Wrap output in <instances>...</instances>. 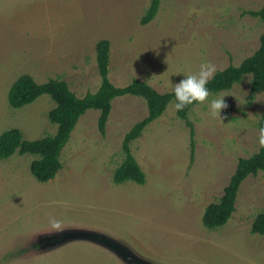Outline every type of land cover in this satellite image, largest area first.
<instances>
[{"label": "rangeland", "instance_id": "1", "mask_svg": "<svg viewBox=\"0 0 264 264\" xmlns=\"http://www.w3.org/2000/svg\"><path fill=\"white\" fill-rule=\"evenodd\" d=\"M18 2L0 0V135L17 129L29 141L55 134L48 119L55 105L44 95L11 108L8 92L21 75L39 84L61 78L80 98L95 93L101 83L95 46L106 40L108 79L115 87L136 79L170 93L169 80L178 83L202 62L214 64L217 72L239 66L259 49L264 30L247 14L259 11L264 0H161L146 26L140 21L151 0H78L73 27L45 15L31 29L29 19L22 29L12 25L27 12ZM250 80L246 76L229 91L209 94L191 109L192 163L189 129L170 103L131 145L144 185L113 183L125 135L148 115L146 102L129 95L112 102L104 135L98 111L81 117L62 151V169L49 182L31 175L33 155L0 159V264H129L101 239L145 264H264V237L251 233L255 217L264 213L263 172L241 184L224 227L208 230L202 223L239 159L260 148L264 96H250ZM223 95L227 108L221 121L210 115L209 101ZM51 218L64 229L52 231Z\"/></svg>", "mask_w": 264, "mask_h": 264}, {"label": "trees", "instance_id": "2", "mask_svg": "<svg viewBox=\"0 0 264 264\" xmlns=\"http://www.w3.org/2000/svg\"><path fill=\"white\" fill-rule=\"evenodd\" d=\"M161 6V0H151L148 9L140 23L148 25L157 16ZM252 18H257L264 26V4L257 12L247 13ZM96 64L100 86L95 93H87L83 97H77L70 91L67 83L61 78L49 79L46 83L39 84L27 75H21L10 87L8 103L13 109H21L35 102L41 96H48L55 107L49 112L48 119L56 126L53 136H47L37 140H25L17 129L8 130L0 135V159H8L14 154L33 155L36 157L30 164V173L40 183H46L55 178L62 169L60 157L62 151L70 140L71 133L81 117L89 110L99 112L98 130L105 134L106 124L111 114L112 102L124 96H134L146 102L148 115L136 123L125 135L122 142L123 160L114 171L113 183L121 185L131 181L137 185H144L145 174L137 164L131 152L133 142L142 137L147 126L159 119L170 103L173 96L170 93L160 94L150 85L139 80H132L125 87H115L108 79L110 63V43L106 40L99 41L95 46ZM250 76V96L262 94L264 96V30L260 37L259 49L239 66L230 65L222 71L216 72L214 78L207 85L210 94L229 91ZM196 102L187 106L183 111L177 112L180 120L184 121L189 129V157L192 163L195 156L194 127L188 121V114L197 105ZM264 126V111L258 122V128ZM259 172L264 173V147L249 158L239 159L236 170L223 195L216 203L210 204L203 215V226L208 230H216L224 227L235 211V201L241 184L249 176H255ZM251 233L264 237V213H259L252 225Z\"/></svg>", "mask_w": 264, "mask_h": 264}, {"label": "clouds", "instance_id": "3", "mask_svg": "<svg viewBox=\"0 0 264 264\" xmlns=\"http://www.w3.org/2000/svg\"><path fill=\"white\" fill-rule=\"evenodd\" d=\"M217 72V68L210 62H202L199 65L197 71L185 76L184 79L178 83H170L171 95L173 96V105L177 112L183 111L187 106L196 102H204L209 97V89L207 87L209 81L214 78ZM179 74V73H176ZM225 95L219 96L209 101L210 115L213 117H219L222 121L220 113L223 109L227 108V104L224 100ZM258 143L261 147H264V126L258 129ZM49 226L52 231L59 232L64 229L61 220L51 218L49 220Z\"/></svg>", "mask_w": 264, "mask_h": 264}, {"label": "crops", "instance_id": "4", "mask_svg": "<svg viewBox=\"0 0 264 264\" xmlns=\"http://www.w3.org/2000/svg\"><path fill=\"white\" fill-rule=\"evenodd\" d=\"M35 1H37L38 3L32 4V3H30L29 0H20V2H18L20 4H21V2L24 3V7H27V12H25L23 14V16L20 18L19 23H16V24L13 23L12 24L14 26V28L22 29L25 26L24 19H29L28 28L31 29L33 26V23H34V19L39 18V17L41 19H43L45 17V15H48L49 20H51V19L55 20V21L61 20L66 25L68 24L70 26V28L75 25V18L77 17V14H78V13H75V9H77V4H79L76 2L78 0H60V1H58V2L62 3V5H60V6H62L63 12L60 10V6L56 5V3H58V2L53 3V4H49L48 0H35ZM43 4H47L49 6L47 11L44 8V6H42ZM37 7L40 8V10L38 11L39 16L35 17L33 15V13ZM59 12H61V14H59ZM25 14L27 15L26 17H24ZM53 25H54V22H49L48 26L51 27ZM60 27L61 26H59V28Z\"/></svg>", "mask_w": 264, "mask_h": 264}, {"label": "water", "instance_id": "5", "mask_svg": "<svg viewBox=\"0 0 264 264\" xmlns=\"http://www.w3.org/2000/svg\"><path fill=\"white\" fill-rule=\"evenodd\" d=\"M102 243H104L105 245L109 246V248H112L115 253H117L119 256H121L124 260H126L129 264H145L142 263L138 260H136L135 258H133L130 254H128L125 250H123L122 248L111 244L110 242H107L104 239H101Z\"/></svg>", "mask_w": 264, "mask_h": 264}]
</instances>
